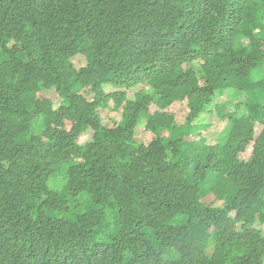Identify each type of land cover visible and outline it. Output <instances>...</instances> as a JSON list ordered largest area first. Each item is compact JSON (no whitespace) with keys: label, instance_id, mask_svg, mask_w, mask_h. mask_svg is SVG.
Instances as JSON below:
<instances>
[{"label":"trees","instance_id":"obj_1","mask_svg":"<svg viewBox=\"0 0 264 264\" xmlns=\"http://www.w3.org/2000/svg\"><path fill=\"white\" fill-rule=\"evenodd\" d=\"M0 264H264V0H0Z\"/></svg>","mask_w":264,"mask_h":264},{"label":"rangeland","instance_id":"obj_2","mask_svg":"<svg viewBox=\"0 0 264 264\" xmlns=\"http://www.w3.org/2000/svg\"><path fill=\"white\" fill-rule=\"evenodd\" d=\"M244 44H247V41L244 40L243 41ZM107 90H110L111 88L106 86L105 87ZM136 91V90H134ZM146 93L148 95L152 94L150 89L146 90ZM217 100H216V104H217ZM229 107L232 108L233 107V102H231L229 104ZM101 117L103 119V123L112 126V122L115 121L117 122L120 119V116L116 113H114L113 111H111L110 109L104 110L101 112ZM38 125V123H37ZM36 125V126H37ZM228 126V123L225 120H221V121H217L214 122L210 129L207 132V140L206 143L209 145H213L212 143L214 141L218 142L220 140V136L223 138L224 131L226 130ZM257 129L260 128L259 124H256ZM37 131L39 132L38 126L36 127ZM183 130H186L185 128H180L178 129L175 133L176 135H178L180 137V134ZM187 131V130H186ZM219 131V133L222 132V134H218L217 132ZM90 137V135H87V139ZM137 138L141 140V142L144 145H147L151 138H152V134L148 131H146L145 128V122L141 123L138 125L137 127ZM191 138L188 135L187 137L183 138V142H187L189 141ZM67 165H63L61 167H57L55 169V173L54 175L50 178V180L47 183V187L50 191L57 193V195L61 196L62 198H64V200L67 202V206H68V211L66 212H48V214L52 217L55 218H74L75 215L77 214H82V213H86L89 212L91 210H97V207L92 203V201L86 196V195H82L84 197L81 198H72L70 196H68L66 193L62 194V190L66 184L65 181V176L64 173L66 171ZM103 214H104V220L102 222V225L100 226V229L96 230L91 244H107L110 240V236L113 234H116L119 232L121 226L119 225L118 222V211L117 208L115 206H109L107 208L102 209ZM73 212V213H72ZM183 218H181L182 220ZM146 234L148 235V237L150 238L151 241H153V236H152V231L147 230ZM171 252V251H168ZM177 254L174 253H167L165 252L163 255V259L165 261L167 260H175L177 258ZM127 259H125L126 261Z\"/></svg>","mask_w":264,"mask_h":264}]
</instances>
